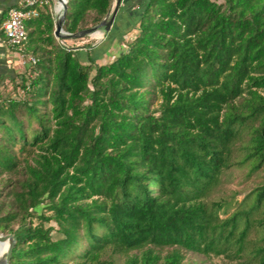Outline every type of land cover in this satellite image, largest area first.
Wrapping results in <instances>:
<instances>
[{"label": "trees", "instance_id": "1", "mask_svg": "<svg viewBox=\"0 0 264 264\" xmlns=\"http://www.w3.org/2000/svg\"><path fill=\"white\" fill-rule=\"evenodd\" d=\"M113 1L67 0L64 30L99 25ZM19 2L0 10V45ZM38 10L8 46L35 63L0 75L9 264L136 251L124 264H185L180 250L264 264V182L233 209L206 202L232 167L264 171V0H145L126 48L101 64L66 45L87 36L55 38L51 5Z\"/></svg>", "mask_w": 264, "mask_h": 264}, {"label": "rangeland", "instance_id": "2", "mask_svg": "<svg viewBox=\"0 0 264 264\" xmlns=\"http://www.w3.org/2000/svg\"><path fill=\"white\" fill-rule=\"evenodd\" d=\"M15 0H0V10L3 5L14 2ZM145 2V0H124L123 4L119 10V20L114 22V25L110 32H96L91 36H87L78 41H68L67 46L73 47L79 50L81 59L85 62L87 59V53L89 52L96 63H107L113 60L121 51L126 47L123 40L129 39L136 25L139 14L140 6ZM60 4L55 0H52L51 9L52 13L56 18L58 17V12L60 9ZM56 12V14H55ZM61 43V40H59ZM2 46V47H1ZM0 47L3 53L0 56V75L6 73H18L24 72L27 64L23 63L27 58H22L21 55L15 54L9 49L6 42L1 43ZM8 83V81H7ZM10 88L11 85H9ZM250 166L244 167H232L226 171L220 178L219 183L214 187L210 195L206 198V202L211 204L212 202L222 201V200H232L231 209H233L236 204L241 201L246 194H248L254 187L258 184L264 182V171H258L252 175H249ZM254 235H252L253 237ZM172 251L171 248H166L159 250L158 252L162 257L166 256ZM184 255L186 263L195 264H244L241 259H229L227 257L221 256H211L206 257L204 255L187 252L185 250H180ZM134 254H140L139 252H132L129 256ZM129 256L125 255H114L113 259L117 264H124ZM107 254L104 259L108 258ZM163 262V260L161 261Z\"/></svg>", "mask_w": 264, "mask_h": 264}, {"label": "water", "instance_id": "3", "mask_svg": "<svg viewBox=\"0 0 264 264\" xmlns=\"http://www.w3.org/2000/svg\"><path fill=\"white\" fill-rule=\"evenodd\" d=\"M56 1L62 4V14L58 19H55L54 36L57 40H63L83 38L85 36H91L96 32H110L124 0H114L111 5L110 11L107 13L106 17L99 25L86 30H82L77 34L68 33L63 28L65 14L67 11V0ZM15 241L16 240L14 235L0 233V243L8 244L5 254L0 258V264H9L15 246Z\"/></svg>", "mask_w": 264, "mask_h": 264}, {"label": "built area", "instance_id": "4", "mask_svg": "<svg viewBox=\"0 0 264 264\" xmlns=\"http://www.w3.org/2000/svg\"><path fill=\"white\" fill-rule=\"evenodd\" d=\"M52 0H20L19 7L11 8L7 20L2 24L8 46H19L27 37L26 22L39 16L38 6L51 5ZM61 43L63 41L61 40ZM25 58V57H22ZM35 58L28 57L24 64L35 63Z\"/></svg>", "mask_w": 264, "mask_h": 264}, {"label": "bare ground", "instance_id": "5", "mask_svg": "<svg viewBox=\"0 0 264 264\" xmlns=\"http://www.w3.org/2000/svg\"><path fill=\"white\" fill-rule=\"evenodd\" d=\"M56 2L59 3L60 4V7H61L59 9V12H58V17L56 15V18L58 19L61 16V14H62V4L60 2H58V1H56ZM55 14H56V12H55ZM7 245H8L7 243H0V258L5 254V252L7 250Z\"/></svg>", "mask_w": 264, "mask_h": 264}]
</instances>
